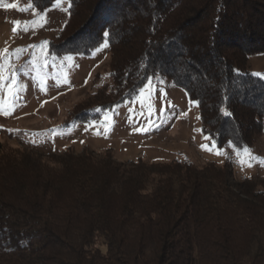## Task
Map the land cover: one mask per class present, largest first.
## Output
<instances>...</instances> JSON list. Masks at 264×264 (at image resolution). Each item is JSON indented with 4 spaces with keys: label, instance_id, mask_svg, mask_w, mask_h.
<instances>
[{
    "label": "trees",
    "instance_id": "16d2710c",
    "mask_svg": "<svg viewBox=\"0 0 264 264\" xmlns=\"http://www.w3.org/2000/svg\"><path fill=\"white\" fill-rule=\"evenodd\" d=\"M67 1L48 53L89 56L106 43L110 60L108 81L61 130L100 121L159 77L196 105L218 149L252 148L263 134L264 80L248 61L264 53V0ZM47 158L0 146V264H264L262 246L251 255L264 180L236 181L230 162H120L87 149Z\"/></svg>",
    "mask_w": 264,
    "mask_h": 264
},
{
    "label": "rangeland",
    "instance_id": "374dc122",
    "mask_svg": "<svg viewBox=\"0 0 264 264\" xmlns=\"http://www.w3.org/2000/svg\"><path fill=\"white\" fill-rule=\"evenodd\" d=\"M68 8L67 0L43 10L32 0H0V146L32 150L44 160L68 149L74 154L87 149L96 156L109 151L120 162L177 160L197 167L230 162L236 181L264 180V132L248 154L233 147L218 149L201 132L196 105L183 90L159 77L100 121L61 130L73 105L108 81L110 60L106 43L89 56L48 53V44L68 19ZM248 69L264 80L257 75L264 74V53L251 56ZM259 245L264 248V236L251 255ZM95 247L105 251L102 240Z\"/></svg>",
    "mask_w": 264,
    "mask_h": 264
},
{
    "label": "snow or ice",
    "instance_id": "6c2138e0",
    "mask_svg": "<svg viewBox=\"0 0 264 264\" xmlns=\"http://www.w3.org/2000/svg\"><path fill=\"white\" fill-rule=\"evenodd\" d=\"M17 23H18V22H17ZM15 30H16V29H14V31H15ZM45 43H46V42H45ZM33 47H35V46H33ZM4 51H5V53H7V49H5ZM66 59H71V57H66ZM257 75H260V76L264 77V74H257ZM224 114H225V115H229L227 112H224ZM106 119H108V118L106 117ZM146 130H147V129H145V131H146ZM205 138L208 139V137H205ZM208 150H211V149H208ZM244 152H245L246 154H248V150H247V149H244ZM216 154H217V155H222L223 153L217 151ZM249 158H250V159H255V157H251V156H249ZM249 166H251V165L249 164Z\"/></svg>",
    "mask_w": 264,
    "mask_h": 264
}]
</instances>
